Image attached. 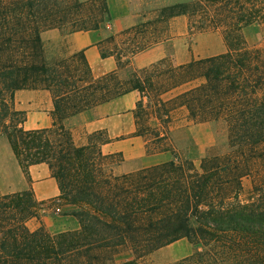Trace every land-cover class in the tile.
I'll return each mask as SVG.
<instances>
[{"label":"trees","instance_id":"16d2710c","mask_svg":"<svg viewBox=\"0 0 264 264\" xmlns=\"http://www.w3.org/2000/svg\"><path fill=\"white\" fill-rule=\"evenodd\" d=\"M85 5L81 22L75 15ZM155 13L153 23L184 15L200 30L221 31L225 52L167 68L160 84L169 81L162 91L167 92L202 79L168 101L181 100L193 123L223 120L231 151L205 157L199 167L190 159H171L115 175L102 162L114 158L111 164L119 165L123 156L102 152L108 139L97 144L95 137L103 131L89 133L78 145L64 119L131 91L149 99L147 90L157 86L135 68L120 78V55L127 54H117L116 69L98 76L82 52L48 60L40 36L66 23L70 33L102 28L111 20L106 0H0V135L22 171L45 163L59 189L47 201L36 200L31 188L0 193V264H138L181 238L205 248L176 264H264V49L247 47L242 36L244 27L264 23V0H172ZM148 45L137 43L128 54ZM21 89L49 91V127L20 126L24 115L13 108V97ZM141 107L137 101L136 119ZM255 163L260 170L251 168ZM253 171L262 176L243 201L241 178ZM46 202L72 207L67 213L77 229H29L27 220L37 218ZM123 246L132 258L116 262L106 253Z\"/></svg>","mask_w":264,"mask_h":264},{"label":"rangeland","instance_id":"374dc122","mask_svg":"<svg viewBox=\"0 0 264 264\" xmlns=\"http://www.w3.org/2000/svg\"><path fill=\"white\" fill-rule=\"evenodd\" d=\"M87 1V0H78ZM172 0H106L111 20L109 24L101 28L102 39L99 42L98 49L103 54L111 56L116 61V55L119 53L127 54V57L121 56L122 67L119 69V76L126 80L134 68L130 65V58L133 56L128 54L129 49H134L137 43L149 44L155 46L157 59L146 67L135 68L140 72L141 76H150L151 81L157 90H147V97L141 98L139 92L134 91L132 94L118 100L114 103L113 109H128L132 111V121L135 127L134 132H142L143 140H146L140 154H129L126 156L129 162H138L139 165L147 164V155L152 153L162 154L163 159L158 163H162L171 159H190L196 167H199L200 162L205 157L215 155H225L230 153L231 149L228 142L227 125L223 120L208 121L203 123H193L188 118V111L185 106H180L181 100L168 101L182 91L195 86L202 82V79H196L190 83L180 85L167 92H162L163 89L170 85L169 81L164 84L166 78L164 72L167 68H175L178 65L185 64L193 59L204 58L212 55H217L225 52L227 46L224 42L221 31L219 30H200L192 24L190 18L184 15L169 18L161 23H153L155 19V10L159 6L170 3ZM88 5L84 6L81 12H78L75 17L79 16V20L84 22L87 15ZM148 21L149 25L140 27V24ZM54 29V28H50ZM60 30V33H70L71 25L65 24ZM48 30V29H46ZM242 36L245 45L249 48L261 47L264 49V23H253L242 29ZM45 55L48 60L67 57L72 53L68 52V47L65 40L61 39H46L42 41ZM144 48V49H145ZM129 58V59H128ZM126 59L128 63L126 64ZM154 65V66H153ZM144 68L147 69L145 72ZM162 100V103L159 100ZM137 101L142 102V107L139 109L141 115L136 119L134 117L135 104ZM168 113V118L165 113ZM159 134V137L156 135ZM87 142L88 134H81ZM122 136L121 138L127 137ZM107 138L104 132L99 133L95 137V142L99 144L101 140ZM134 146L133 143L130 144ZM168 148V150H162ZM104 154L107 152L102 151ZM11 149L5 136L0 135V183L2 191L16 190L24 185L27 180V174L16 164H12L10 159ZM11 158H15L14 156ZM125 159V157H123ZM112 159H105L102 166L106 172L115 175L117 165H112ZM111 164V165H110ZM157 165V164H155ZM16 166V167H15ZM153 166V165H150ZM141 168L131 170L136 171ZM261 169L260 165L255 163L251 167ZM126 172V173H128ZM259 171H253L250 175L241 178V200H246L250 197V190L254 181L261 178ZM25 186V185H24ZM25 189H28L25 187ZM23 189V190H25ZM72 207L58 206L54 202H46L38 210L37 218H30L26 224L29 229H35L39 225H45L43 220L48 219V226L44 228L51 234H55L65 230H75L62 228L64 222L60 218L67 214ZM68 224V223H67ZM177 241V240H176ZM166 248V247H165ZM201 245H194L187 239L181 238L175 243H171L165 253H150L144 258L138 260V264H176L182 261L185 257L192 255L195 250H204ZM187 250V255L185 251ZM112 255L114 261L119 262L132 258L127 247H118L114 251L106 252ZM185 254V255H184Z\"/></svg>","mask_w":264,"mask_h":264},{"label":"crops","instance_id":"0c3cea01","mask_svg":"<svg viewBox=\"0 0 264 264\" xmlns=\"http://www.w3.org/2000/svg\"><path fill=\"white\" fill-rule=\"evenodd\" d=\"M40 36L42 41L58 38L65 40L69 53L82 52L94 76L116 69V61L114 58L111 56L101 57L99 53L98 46L102 39L101 28L74 31L66 34H62L60 30L54 28L42 31ZM157 57L155 46H149L135 53L130 58V65L134 68L146 67L154 62ZM133 92L134 91H131L117 100L82 110L64 119V125L70 130L72 139L78 145L86 143L84 140L85 138H83L81 134L86 135L97 130L103 131L108 141L101 145V150L107 153L121 152L122 156L125 157V159L123 158V161L116 166L118 173H126L143 166L155 165L163 159L162 154L159 153L147 155L146 159L148 163L143 165H139L138 162H128L126 159V156L129 154H140L146 140H143L141 136L134 133L135 127L132 121V111L128 109H113L115 108L113 105L118 100ZM13 108L23 112L24 118L20 122V126L23 129L47 128L52 123L51 111L53 109V103L51 95L46 89L16 90L13 97ZM126 135L128 136L121 138ZM131 143H133L134 146H131ZM12 154L11 151L10 155ZM13 156H10L12 164H16L18 167L19 165L16 159L11 158ZM24 185L16 190H4L1 192L3 187L0 183V193L21 191L27 187L31 188L33 196L38 201L54 199L59 195L57 183L50 175L49 168L45 163H37L28 166L27 180L24 182ZM62 217H64V220L60 218L61 221L64 222L61 226L62 228H65V225L67 229H77L78 222L73 215L67 213ZM47 221V218L43 220L44 226H48ZM169 245L171 244L159 248L154 253L168 252L169 250L164 249ZM187 253L186 250L185 254L187 255Z\"/></svg>","mask_w":264,"mask_h":264}]
</instances>
